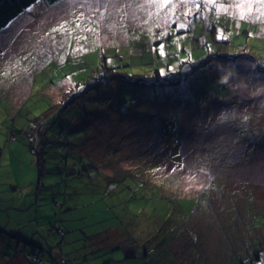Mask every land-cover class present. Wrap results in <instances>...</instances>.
Masks as SVG:
<instances>
[{
    "label": "rangeland",
    "instance_id": "rangeland-1",
    "mask_svg": "<svg viewBox=\"0 0 264 264\" xmlns=\"http://www.w3.org/2000/svg\"><path fill=\"white\" fill-rule=\"evenodd\" d=\"M26 9L0 28V226L62 219L53 255L91 264H264V0Z\"/></svg>",
    "mask_w": 264,
    "mask_h": 264
},
{
    "label": "trees",
    "instance_id": "trees-1",
    "mask_svg": "<svg viewBox=\"0 0 264 264\" xmlns=\"http://www.w3.org/2000/svg\"><path fill=\"white\" fill-rule=\"evenodd\" d=\"M44 1H46V4H48V3L49 4H54V3H58L60 0H44ZM35 2H36V0H0V28L6 26L14 18H16L17 16H19L26 8H28L29 6H31ZM156 71L160 72L158 69H156ZM40 169H41V167H40ZM57 221H58V223H54L52 225V229H56L57 232L59 233V235L62 238H65L66 237V231L62 227V225L64 224V221L62 219H60V220L57 219ZM59 227L63 230L64 233H60L58 231V228ZM0 232H4V233L10 234L12 236H15L16 235V237L18 239H21L22 242H24L26 244L29 243V242H33V238H32V240L29 239V238H25L22 235H19L18 232H7L2 227H0ZM228 235H230V233H227L226 234V237ZM118 239H120V237ZM132 239L135 240L134 237ZM3 242H4V240L0 236V246H3V244H2ZM143 242H145V241L143 240ZM62 243L63 242H58L55 245V242H54V244L52 245L53 246V248H52L53 251H54V249L56 247H59V245H61ZM131 244H133V243H130V245H127V246L123 245L125 247V252H126V255L125 256L126 257H133V256H135V254L133 253V251H131V248H133L131 246ZM148 244H151V242L148 241L147 242V245ZM111 249L113 250L114 248H109L108 250L110 251ZM45 251L46 252H49L52 264H91V262L93 260V259L92 260H89V256L88 255L80 256L78 258L76 256H73L69 251H61V254L59 256H55V255H53L54 254L53 251H51L47 247H46L45 250L39 251V252L38 251L35 252V251H32V250L30 251L28 249H23V250L22 249H18L16 251V255L21 253V255H25V258H27V259H34V261L39 262V264H42V263L44 264V262H43V259H44L43 258V254H44ZM105 251L106 250H104V253L102 254V256H99L98 255V257H101V258L105 259L106 262L104 264H108V263H110V261H112V258H111V255L110 254H109V256L108 255H105ZM194 252L195 251H192V253H194ZM146 253H148V252H146ZM262 255L263 254L258 251V252H255V253L252 254V258L253 259L260 258L261 259ZM113 259H114V261L117 260L115 258H113ZM107 260H109V261H107ZM11 261H13V260H11ZM19 261L21 263V261H25V260H23V257H22L21 259H19ZM4 262H6V264H7V260H4ZM238 262L236 264H240ZM27 264H31V263H27Z\"/></svg>",
    "mask_w": 264,
    "mask_h": 264
},
{
    "label": "crops",
    "instance_id": "crops-1",
    "mask_svg": "<svg viewBox=\"0 0 264 264\" xmlns=\"http://www.w3.org/2000/svg\"><path fill=\"white\" fill-rule=\"evenodd\" d=\"M26 190V189H25ZM24 190V188L22 189V191L24 192L25 191ZM31 195H32V192H27V194L24 196V194L23 195H20V196H18L20 199H22L23 200V202L24 203H28L29 202V199H30V197H31ZM36 202H37V205H40L41 204V195H37L36 196ZM0 227H2V228H4V226H0ZM52 227V226H51ZM4 230H6V228H4ZM49 230V229H48ZM7 232H14V231H12V230H9V231H7ZM21 232V231H20ZM54 231H52V228L50 229V232H49V238H47L45 235H43L44 237H45V239H46V241H44V242H41V243H39L38 242V240H35V237L33 238V242H29L30 244H32V245H34V246H36L38 249H36V248H34L33 250H36L35 252H39V251H43V250H45L46 249V247L48 248V249H50L51 251H53V243L51 242V238H50V236H51V233H53ZM6 233H4V232H0V236L3 238V240H4V242L2 243V244H5V242H6V239H5V237H4V235H5ZM19 235H22L23 237H25V238H27V236H25L22 232H21V234L19 233ZM41 235H42V233H41ZM10 236H12V235H10ZM13 237V239H15V238H17L16 237V235L15 236H12ZM31 240H32V238H31ZM20 242H22V240L21 239H18V241H17V245H16V251L19 249V248H21L20 247ZM28 244V243H27ZM45 247V248H44ZM30 250V249H29ZM31 251V250H30ZM0 255H1V253H0ZM17 257H19V259H21L22 257H23V255H21V253L20 254H17ZM14 258H15V256H14ZM13 258V255H11V257H7V256H4L3 257V261L4 260H7V264H13L14 262H12L11 260H13L14 259ZM9 262H12V263H9ZM21 264H27L26 262H24V261H21ZM43 264V263H42Z\"/></svg>",
    "mask_w": 264,
    "mask_h": 264
},
{
    "label": "snow or ice",
    "instance_id": "snow-or-ice-1",
    "mask_svg": "<svg viewBox=\"0 0 264 264\" xmlns=\"http://www.w3.org/2000/svg\"><path fill=\"white\" fill-rule=\"evenodd\" d=\"M36 2L39 3V0H36ZM163 2H164V3H167V0H163ZM209 2H211V0H209ZM26 10H27V11H32V10H34V5H33V7L29 8V9H26ZM179 26H180L181 28H184V27H185L184 24H180ZM5 30H6V28H5V29H0V34H2V32L5 31ZM161 47H162V46H161ZM185 59H187V57H185ZM162 74H163V73H162ZM80 87L82 88L83 85H81ZM220 119H221V120H225V119H227V117H223V116H222ZM244 119H247V117H245ZM173 171H176V169H173Z\"/></svg>",
    "mask_w": 264,
    "mask_h": 264
},
{
    "label": "built area",
    "instance_id": "built-area-1",
    "mask_svg": "<svg viewBox=\"0 0 264 264\" xmlns=\"http://www.w3.org/2000/svg\"><path fill=\"white\" fill-rule=\"evenodd\" d=\"M13 138H15V135H13ZM58 231H59L60 233H64L63 230H62L60 227L58 228Z\"/></svg>",
    "mask_w": 264,
    "mask_h": 264
}]
</instances>
